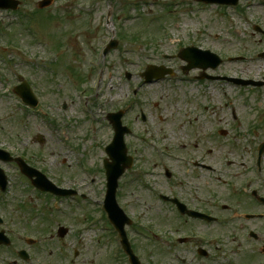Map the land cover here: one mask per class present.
<instances>
[{
    "label": "rangeland",
    "instance_id": "rangeland-1",
    "mask_svg": "<svg viewBox=\"0 0 264 264\" xmlns=\"http://www.w3.org/2000/svg\"><path fill=\"white\" fill-rule=\"evenodd\" d=\"M18 1L21 6L17 12L0 11V148L13 152L15 156L28 157L58 186L77 189L85 199L80 200V205L61 200V211L54 212L52 207L58 200L47 197L43 202L40 199L43 197L34 191L20 192L17 170L4 164L11 172V189L6 203H0V215L7 223L17 224L22 218L18 210L20 203L34 208L43 206L49 218L72 230L66 241L70 262L128 264L121 256V250L116 251L115 244L110 246L111 243L102 239V233L97 238V232L94 236L80 223L88 218L89 213L97 216L95 208H100L104 202L106 177L102 162L106 157L104 149L113 138L107 115L125 109L130 90L141 85L140 74L149 65H164L177 73V80L170 83L143 86V97L154 116H159L162 109L153 106L159 101L162 103L165 94L175 101L194 99L193 90L186 80L198 72L184 75L181 71L184 62L176 57L182 48L187 47L210 50L224 59V64L212 73L215 77L264 84V74L259 71L264 70V57H261L264 35L255 30L260 28L264 31V0L239 2L236 7L203 5L195 0H54L50 8L39 14L37 23L29 19L25 27L21 19L33 18L32 14L38 10L37 4L41 0ZM51 15L54 19L44 23L43 20ZM7 34H11L14 40ZM120 34H125V38L121 39ZM112 39L119 42L118 48L104 58L102 50ZM9 40L14 46L12 49L7 47ZM16 45L18 49L14 50ZM127 74L132 78L130 81ZM18 75L32 86L40 100V111L28 112L20 105L13 93ZM80 76L85 81H80ZM207 86L208 99L202 101L210 102L212 109L218 112L215 114L216 125L221 127L220 123H230L229 111L238 113L237 123L241 125L232 126L231 142L236 140L241 150L247 153L250 145L264 142V135L253 137L250 134L264 114V85L240 86L228 81H215ZM198 88L203 90L201 86ZM198 91L195 87V92ZM86 105L94 112L96 125L94 121L88 123L85 119ZM49 118L58 121V125L50 126ZM39 135L45 139L43 145L34 142ZM238 135L241 137L237 139ZM130 141L134 144L132 138L127 139V143ZM215 154L216 159H242L247 163H252L254 158V152L243 158L222 150ZM120 188L123 194L121 205L128 215L150 225L149 193L145 189H137L132 195L127 174L120 181ZM149 196L152 204L160 205L151 199L152 194ZM74 206L87 213L81 221L76 222L71 215L70 209ZM162 213L165 219L172 217L164 211ZM151 226L155 234L176 233L174 225ZM137 228H129L127 233L145 264H181L168 255L164 247L166 242L159 238H149L156 241L151 242L149 256L146 232L136 231ZM19 231L24 232L22 229ZM261 233L264 237V227ZM14 239L18 248H28L21 240ZM53 246L57 259L61 252L58 246ZM226 250L228 253L224 250L217 264H243L246 258H252L248 264H264V243L232 245ZM75 251L80 252L77 258ZM41 257L46 262L50 261L49 253ZM112 258L119 259L114 261ZM11 260L7 252H0V264H10Z\"/></svg>",
    "mask_w": 264,
    "mask_h": 264
},
{
    "label": "flooded vegetation",
    "instance_id": "flooded-vegetation-1",
    "mask_svg": "<svg viewBox=\"0 0 264 264\" xmlns=\"http://www.w3.org/2000/svg\"><path fill=\"white\" fill-rule=\"evenodd\" d=\"M176 77L177 73L170 82L177 80ZM186 82L193 90L194 99L175 101L165 94L162 103L159 101L153 106L162 109L159 116L153 115L143 95L139 100H135L137 96L134 94L129 97L126 126L128 138H132L135 145L131 141L127 143L133 163L127 172L128 187L133 191L132 195L134 190L145 189L152 194L155 204H160H152L147 194V209L153 224L144 225L146 222L131 216L147 231L152 229L151 225L157 228L174 225L176 239L172 238L171 232H162L164 238L159 239L166 242L164 247L168 255L181 264H217L224 250L228 253L226 247L264 243L261 233L264 227V163L262 159L258 162L252 160V163L242 159H216V151L233 152L243 158L250 157L253 149L248 148L249 153L243 152L236 140L231 142L233 127L236 126L231 121L220 123L221 127L215 124L218 112L212 109L210 102L202 101L208 99L207 84L212 79H200L195 75ZM199 86L203 87L202 91ZM195 87L200 92H195ZM239 137L236 136L237 139ZM257 171L262 173L261 176ZM162 211L172 217L165 219ZM190 213L201 214L202 217H194ZM49 227L50 232L46 235L38 233L25 240V243L33 240L28 249L30 260H13L12 264H73L66 248L72 230L69 229L65 238H60L55 224ZM31 228L30 224H10L7 231ZM7 231L12 244L0 246V252L18 256L24 248L16 246L13 236L26 232ZM73 238L78 239L77 236ZM113 238L112 234H106L107 243L111 246ZM147 241L150 256L151 242L156 241ZM53 244L61 252L57 259L52 256L55 252ZM232 252L236 251L233 249ZM46 253H50L49 262L41 257ZM74 256L79 257L80 252L75 251ZM251 260L246 258L243 264Z\"/></svg>",
    "mask_w": 264,
    "mask_h": 264
},
{
    "label": "water",
    "instance_id": "water-1",
    "mask_svg": "<svg viewBox=\"0 0 264 264\" xmlns=\"http://www.w3.org/2000/svg\"><path fill=\"white\" fill-rule=\"evenodd\" d=\"M51 0H48V2H43L40 4L41 7L48 6L51 2ZM204 1L205 3H219V4H226V5H236L238 0H200ZM12 2L10 1H0V8H9L12 5ZM17 4V3H16ZM16 7V5L12 6ZM186 61L190 62L193 66L195 67H200V68H207V66H216L218 62L215 64H211V61L209 59L210 55L207 53L199 52L196 50H188L186 51L183 56H182ZM163 69H158V68H151L149 70V77L152 79L153 77H156L159 79L162 77ZM117 152H124L125 153V147H124V142L123 138L121 136V133L117 138H115L114 144L109 148V155L113 159L114 163L112 165L107 166V174H108V197L106 201V207L108 211L111 214V217L113 218V221L117 225L120 233L124 236V218L122 213L118 210V207L116 205L115 201V194H116V189H117V181L119 177L122 175L125 165L123 163V156H118L116 153ZM126 249L128 253L132 256L133 258V263L138 264L137 260L133 257L132 253L130 252V249L125 243Z\"/></svg>",
    "mask_w": 264,
    "mask_h": 264
},
{
    "label": "bare ground",
    "instance_id": "bare-ground-1",
    "mask_svg": "<svg viewBox=\"0 0 264 264\" xmlns=\"http://www.w3.org/2000/svg\"><path fill=\"white\" fill-rule=\"evenodd\" d=\"M262 68H264V66H263ZM260 69H261V68H260ZM259 71H261V73L264 74V70H259Z\"/></svg>",
    "mask_w": 264,
    "mask_h": 264
}]
</instances>
